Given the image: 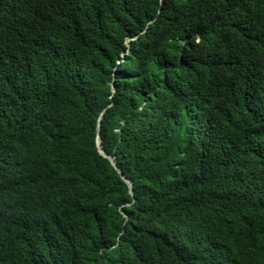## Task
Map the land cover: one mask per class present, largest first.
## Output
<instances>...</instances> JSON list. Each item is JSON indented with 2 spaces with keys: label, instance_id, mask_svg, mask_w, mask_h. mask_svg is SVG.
Instances as JSON below:
<instances>
[{
  "label": "trees",
  "instance_id": "1",
  "mask_svg": "<svg viewBox=\"0 0 264 264\" xmlns=\"http://www.w3.org/2000/svg\"><path fill=\"white\" fill-rule=\"evenodd\" d=\"M0 264H264V0H0Z\"/></svg>",
  "mask_w": 264,
  "mask_h": 264
},
{
  "label": "clouds",
  "instance_id": "2",
  "mask_svg": "<svg viewBox=\"0 0 264 264\" xmlns=\"http://www.w3.org/2000/svg\"><path fill=\"white\" fill-rule=\"evenodd\" d=\"M113 89H114V87H113ZM99 127V126H98ZM99 129V128H98ZM101 141H102V138H101V136H100V132L98 131V134H97V136H96V145H97V147H98V149H99V151H100V153H102L103 155H104V153L101 151V149L104 151V152H106L103 148H102V144H101ZM107 153V152H106ZM105 156V155H104ZM109 156H111L113 159H114V157L112 156V155H110L109 154ZM107 157V156H106ZM109 158V157H108ZM111 161V160H110ZM115 161V160H114ZM112 163V162H111ZM113 164V163H112ZM115 165H116V163H115ZM114 165V166H115ZM116 168H117V165H116Z\"/></svg>",
  "mask_w": 264,
  "mask_h": 264
},
{
  "label": "water",
  "instance_id": "3",
  "mask_svg": "<svg viewBox=\"0 0 264 264\" xmlns=\"http://www.w3.org/2000/svg\"><path fill=\"white\" fill-rule=\"evenodd\" d=\"M101 151L104 153L105 156L109 157V159L111 160V162L113 163V165H115L114 159L111 156H109L108 153L104 152L102 149H101ZM115 167H116V165H115ZM125 180H126V182L128 183V185L130 187V191L133 192V184H132V182L130 180H128L127 178H125Z\"/></svg>",
  "mask_w": 264,
  "mask_h": 264
}]
</instances>
